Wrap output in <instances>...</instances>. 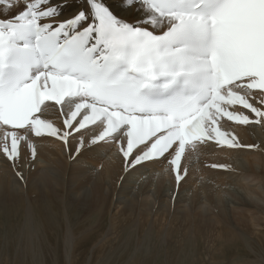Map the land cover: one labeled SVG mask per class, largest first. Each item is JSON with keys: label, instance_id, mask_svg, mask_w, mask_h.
Returning <instances> with one entry per match:
<instances>
[{"label": "snow or ice", "instance_id": "1", "mask_svg": "<svg viewBox=\"0 0 264 264\" xmlns=\"http://www.w3.org/2000/svg\"><path fill=\"white\" fill-rule=\"evenodd\" d=\"M233 125L264 128V0H0V151L12 164L31 129L74 164L115 149L125 176L167 165L178 188L186 152L260 147Z\"/></svg>", "mask_w": 264, "mask_h": 264}, {"label": "bare ground", "instance_id": "2", "mask_svg": "<svg viewBox=\"0 0 264 264\" xmlns=\"http://www.w3.org/2000/svg\"><path fill=\"white\" fill-rule=\"evenodd\" d=\"M231 130L260 147L186 152L177 188L167 165L125 176L115 149L74 164L61 141L28 129L15 164L0 151V264H151L147 250L139 258L148 243L163 247L168 264H180L183 245L202 250L185 264H264V128Z\"/></svg>", "mask_w": 264, "mask_h": 264}, {"label": "rangeland", "instance_id": "3", "mask_svg": "<svg viewBox=\"0 0 264 264\" xmlns=\"http://www.w3.org/2000/svg\"><path fill=\"white\" fill-rule=\"evenodd\" d=\"M100 164H101V162H100ZM98 165L97 166V169L98 170H101V165ZM144 176V175H143ZM144 178V177H143ZM240 180V179H239ZM111 184H114V181H112L111 182ZM211 186L213 187L214 185L213 184H211ZM244 187H249V185H248V183L247 184H245V185H243ZM113 188V187H112ZM119 188V186L117 187V189ZM185 189V186H180L179 187V189L177 190V192L179 193L180 191L182 192L183 190ZM135 191L137 192V188H135ZM106 197H109V195H105ZM227 202H228V204L230 203V199L229 198H227ZM230 205V204H229ZM236 205H238V204H236ZM135 221H136V219H134ZM130 233H133V230H131L130 231ZM1 235H2V237H4V235H5V233H1ZM101 239V238H100ZM99 239V240H100ZM98 240V241H99ZM168 241V240H167ZM100 242V241H99ZM169 242V241H168ZM171 243V242H170ZM157 245H158V243H156ZM114 245V244H113ZM148 245H150V246H152L153 248L151 249V248H149V247H146V248H144L143 246V248H141L140 250L142 251H140L141 252V254L139 255V258H140V262L141 261H143V259H145L144 257H146L145 255H146V250L149 252V254L152 256V261H151V264H163V263H165V264H168L167 262H168V260H167V258L165 257V255L162 253L163 251H164V249H163V247H159V246H156L155 245V243H148ZM156 247H155V246ZM0 246H1V243H0ZM184 246V245H183ZM182 246V250H181V252L179 253V255L181 256V258L179 259L180 261H176L177 263H180V264H185V262H189V261H191L192 260V258L193 257H198V251H202V250H197L196 252H194L193 251V247H191V245H185L184 247ZM155 247V248H154ZM159 247V248H158ZM186 247H187V250H186ZM158 250H157V249ZM168 248V247H167ZM115 249H116V246H113V249H112V251H115ZM155 249V250H154ZM160 249V250H159ZM163 249V250H162ZM145 250V251H144ZM190 250V251H189ZM182 251H184V252H182ZM168 252H172V249H170V247L168 248ZM164 253H166V252H164ZM183 253V254H182ZM227 253H229V252H227ZM193 254V255H192ZM195 254V255H194ZM202 254V253H201ZM143 255V256H142ZM185 255L186 256H188V258L186 259V258H184L185 257ZM115 255H111V257H114ZM142 256V257H141ZM164 256V257H163ZM190 256V257H189ZM155 257H157V260H156V258ZM159 257V258H158ZM143 258V259H142ZM155 258V259H154ZM185 259V260H184ZM117 260V259H116ZM159 260V261H158ZM165 260V261H164ZM154 261V262H153ZM162 261V262H161ZM183 261V262H182ZM116 264H119L118 262H116ZM147 264H150V263H147ZM176 264V263H175Z\"/></svg>", "mask_w": 264, "mask_h": 264}]
</instances>
